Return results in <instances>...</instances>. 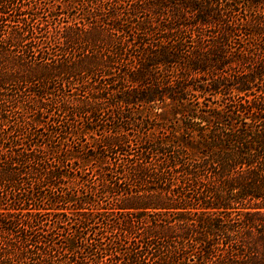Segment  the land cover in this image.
Segmentation results:
<instances>
[{
    "label": "trees",
    "instance_id": "obj_1",
    "mask_svg": "<svg viewBox=\"0 0 264 264\" xmlns=\"http://www.w3.org/2000/svg\"><path fill=\"white\" fill-rule=\"evenodd\" d=\"M0 264H264V0H0Z\"/></svg>",
    "mask_w": 264,
    "mask_h": 264
}]
</instances>
